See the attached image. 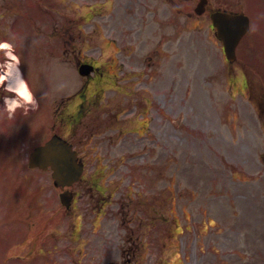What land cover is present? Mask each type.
<instances>
[{"label":"rangeland","instance_id":"obj_1","mask_svg":"<svg viewBox=\"0 0 264 264\" xmlns=\"http://www.w3.org/2000/svg\"><path fill=\"white\" fill-rule=\"evenodd\" d=\"M94 1L109 5L92 12L89 6ZM220 1L231 10L247 12L253 20L249 37L238 45L234 64L245 69L250 84L247 97L233 88L231 97L226 91L222 44L205 16L194 15L197 0L59 2L60 15L68 14L94 43L101 37H123L135 47L138 58L155 55L154 92L164 91L165 85L170 88L172 132L184 138L179 143L173 136L170 163L163 139L156 140L155 151L148 156L132 157L135 147L124 142L121 167L128 164L124 171L130 176L110 174L109 186L117 187L109 189L115 191L112 202L117 200L108 206L113 214L102 216L98 226H93L97 207L82 216L87 245H81L79 257L71 248L76 245L72 239L78 238L71 225L75 217L59 203L60 190L53 186L50 172L25 167L26 152L44 135L39 132L48 134L49 125L38 123L33 129L22 125L27 137L14 149H23L0 157L1 164L10 166L0 170V233L22 231L28 247L42 248L43 256L33 252L37 260L27 264H264V102L259 105L257 100L258 88L264 90V0ZM120 2L132 7L124 9ZM185 10H191V15ZM84 21L89 24L78 23ZM17 77L14 71L11 82L18 84ZM243 80L238 77L234 86L241 88ZM18 130L12 128L10 138ZM7 141L6 134L0 133V150L11 146ZM117 157L101 158L109 165ZM167 186L172 189L170 221L165 217ZM9 195L13 204L7 206ZM129 203L134 219L131 213L120 218L114 210L118 204L128 208ZM150 206L156 217L145 226Z\"/></svg>","mask_w":264,"mask_h":264},{"label":"flooded vegetation","instance_id":"obj_2","mask_svg":"<svg viewBox=\"0 0 264 264\" xmlns=\"http://www.w3.org/2000/svg\"><path fill=\"white\" fill-rule=\"evenodd\" d=\"M49 7L53 8L54 5L45 6V8ZM24 8L32 10L35 6L27 5ZM28 32H35L39 36H27ZM7 34V40L12 42L15 45L14 49L23 53L24 56L29 55L46 59L57 58L73 68L81 64L93 67V71L88 77H80L79 85H76L72 94L59 96L62 99L56 101L52 107L54 124L58 125V131L61 135L67 136L72 142L75 141L78 151H80V148L87 147L92 137L100 136L112 141L115 140L117 131L123 126L131 125V122L145 119L140 122L154 125V120L150 119L148 114V110L154 106V103L150 100L147 88L143 91V99L136 98L134 100L130 112L126 111L119 101L115 102L117 110H112L111 105L113 102H102L100 97H95V93L91 91L92 88L96 87L93 85H97L98 89L104 90L112 88V83H118V72L119 70L122 72L124 62L127 67L125 73L128 74L126 81L131 86L137 84V78L140 77L141 72L142 78H146L142 82L148 83L152 79V74L149 69H143L145 62L141 61L140 64L138 61L129 59L124 62L120 61L117 64L116 57L105 55L103 62L99 63V55L91 52V47L85 39L76 38L71 33L70 25L65 22L45 21L40 28L37 25L32 27L23 25L20 28L10 27ZM122 56H125V53H122ZM112 68L115 69L116 73L114 78H112L111 73L109 74ZM21 72L22 78L27 81L30 90L34 93L36 88H34V82L30 77V73L34 76L33 70L27 69L25 73L21 66ZM5 88L4 84L0 85V92H6L3 90ZM164 101H166V94H164L162 103L165 105L166 111L171 112L170 103ZM168 101L170 102V98H168ZM34 109V112L43 114V106L40 103H37ZM24 113H27V111H20L18 117H23ZM156 124L159 129L162 128L163 123L158 122ZM166 129L167 127L163 129L165 138L170 135ZM166 140L169 144V139Z\"/></svg>","mask_w":264,"mask_h":264},{"label":"water","instance_id":"obj_3","mask_svg":"<svg viewBox=\"0 0 264 264\" xmlns=\"http://www.w3.org/2000/svg\"><path fill=\"white\" fill-rule=\"evenodd\" d=\"M196 9L201 12L203 5H197ZM214 26L217 27L218 37L223 40L226 57L234 59L235 46L240 37L246 32L249 21L243 15H228L224 12H213L210 15ZM76 157L65 141L57 136L52 137L43 146L34 149L30 155V166H39L45 169L48 165L53 168L52 176L58 184H70L77 179L81 165L76 163ZM63 203L68 196L61 195Z\"/></svg>","mask_w":264,"mask_h":264},{"label":"clouds","instance_id":"obj_4","mask_svg":"<svg viewBox=\"0 0 264 264\" xmlns=\"http://www.w3.org/2000/svg\"><path fill=\"white\" fill-rule=\"evenodd\" d=\"M9 43L12 45L9 48H5L6 52L5 55L12 58L10 63H15L17 66L19 64V55L14 51L15 45L9 41ZM25 85H28L27 81L24 79H21L18 83V85L15 88H9L8 91H14L16 95L14 96H5L4 101L9 109V111L14 112L17 107L23 106V105H37L38 101L36 99L35 94L30 90L29 86L26 89ZM30 92V94H29Z\"/></svg>","mask_w":264,"mask_h":264},{"label":"bare ground","instance_id":"obj_5","mask_svg":"<svg viewBox=\"0 0 264 264\" xmlns=\"http://www.w3.org/2000/svg\"><path fill=\"white\" fill-rule=\"evenodd\" d=\"M15 85V84H14ZM17 86V84L15 85V87Z\"/></svg>","mask_w":264,"mask_h":264}]
</instances>
